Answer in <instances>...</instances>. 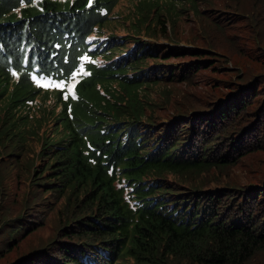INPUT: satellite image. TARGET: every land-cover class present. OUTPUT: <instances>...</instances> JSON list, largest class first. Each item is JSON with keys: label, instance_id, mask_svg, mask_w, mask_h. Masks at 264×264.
I'll return each mask as SVG.
<instances>
[{"label": "trees", "instance_id": "obj_1", "mask_svg": "<svg viewBox=\"0 0 264 264\" xmlns=\"http://www.w3.org/2000/svg\"><path fill=\"white\" fill-rule=\"evenodd\" d=\"M125 2L0 0V98L91 59L72 115L0 160V264H264V0Z\"/></svg>", "mask_w": 264, "mask_h": 264}, {"label": "snow or ice", "instance_id": "obj_2", "mask_svg": "<svg viewBox=\"0 0 264 264\" xmlns=\"http://www.w3.org/2000/svg\"><path fill=\"white\" fill-rule=\"evenodd\" d=\"M92 2L93 0H89V4H92ZM21 3H24V0H21ZM89 59L90 57L87 54L79 56V66L75 67L74 69L68 70V72H70V79L53 80L50 76H44L43 74L38 76L35 72L32 73L31 78L38 86H43L45 88L54 86L56 88L64 90L63 94L65 98H67L69 95H75V85L77 84V79L82 74H85L84 61ZM27 62V57L25 56V63ZM12 72L14 75H18L15 68L12 69ZM68 72H66L65 74L67 75Z\"/></svg>", "mask_w": 264, "mask_h": 264}, {"label": "rangeland", "instance_id": "obj_3", "mask_svg": "<svg viewBox=\"0 0 264 264\" xmlns=\"http://www.w3.org/2000/svg\"><path fill=\"white\" fill-rule=\"evenodd\" d=\"M134 1L135 0H126V2H125V4H124V9L127 7V5H130V6H132L133 5V3H134ZM126 12H128V10H126ZM124 14V12H122V13H120V19L122 20V15ZM117 31H120V34H122L123 33V31H125V28L124 27H121L120 29H118ZM99 61H101V60H99ZM85 67V66H84ZM86 68V67H85ZM36 75H40V74H36ZM152 95H157V92H153L152 93ZM51 101V100H50ZM49 102V101H48ZM43 111H33V110H30V112H29V114H30V116L31 115H35V114H39V113H42ZM10 168H11V165L8 163L7 164V170H10Z\"/></svg>", "mask_w": 264, "mask_h": 264}]
</instances>
